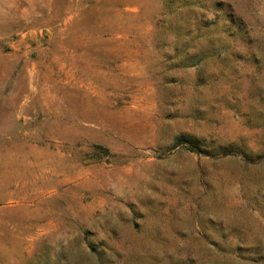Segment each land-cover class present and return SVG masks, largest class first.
<instances>
[{"label": "rangeland", "instance_id": "obj_1", "mask_svg": "<svg viewBox=\"0 0 264 264\" xmlns=\"http://www.w3.org/2000/svg\"><path fill=\"white\" fill-rule=\"evenodd\" d=\"M0 264H264V0H0Z\"/></svg>", "mask_w": 264, "mask_h": 264}]
</instances>
